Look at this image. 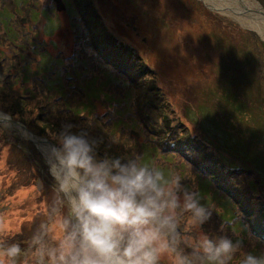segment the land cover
<instances>
[{"label": "rangeland", "instance_id": "obj_1", "mask_svg": "<svg viewBox=\"0 0 264 264\" xmlns=\"http://www.w3.org/2000/svg\"><path fill=\"white\" fill-rule=\"evenodd\" d=\"M3 1L8 4L0 10V18L7 24L11 16L10 7L25 8L31 4L30 1H33L32 4L37 2L41 7L47 5V8L51 9L57 23L49 24L45 20L46 28H54L56 24L58 28L49 35L44 33V18L37 17L36 20H32L25 11L20 15L16 10V20L18 27L23 26L36 33V40L47 53L52 54L54 58L59 57L65 71L71 70L70 64L80 54L84 57L88 68H92L93 72L97 69L92 51L87 48L91 47L90 40L94 39L100 29L94 27L93 23L92 31H88L84 19L94 9H97L95 11L105 20L106 28L108 26L109 30L108 37L114 36L117 45H114L111 54L117 55L118 58L124 57L127 65L132 64L135 67L132 68V81L129 83L128 80H123L124 83H120L121 89L126 93L129 92L131 103L115 104L112 109L114 112L108 111V107L99 103L96 114H84L81 119L72 115L50 117L46 114L44 118L48 135L56 134V139L61 125L72 123L78 129H87L92 136L102 140L99 149L101 156L107 153L142 157L141 142L149 148L154 146L156 152L160 153V149L170 138L186 140L182 137L186 134L190 142L202 140L204 136L208 138L204 129L210 124L209 120L205 121L197 114L199 109L205 114L212 115L217 110L219 115L216 117L224 121L227 128L219 125L218 134L214 137L215 144L225 145L235 135L247 141L249 146L261 150L259 161L252 154L249 156L257 169L253 172L256 176L258 174L259 178V183L253 191L251 186L255 185V180L248 178L249 173L240 171L238 175L231 172L228 178L231 185L238 184L241 187V189L238 187L241 192L238 191L236 197L240 201L245 200L250 214V231L256 229L257 234L264 232V227L260 226L264 223V82L259 84L260 87L257 84L254 100L249 101L238 94L232 85L239 80L256 83L253 72L243 67L242 69L232 60H228L231 56H235L230 54L232 51L238 54L251 50L255 59L254 67L257 61L258 64L263 65L262 42L264 41L259 37L261 35L258 32L246 28L240 24L242 22L239 23L234 17L221 12L204 0H69L76 8L79 18H76L73 8H70L72 15L68 10L66 11L67 8L57 12L54 6L55 0ZM99 15L96 16L100 19ZM24 16H27L28 20L25 24H21L19 18ZM0 29L3 32L4 26L0 25ZM82 36H86L88 42L84 41ZM83 47L90 55L81 52L80 49ZM223 61L227 64L226 69L221 72ZM0 76V82L2 78H8L5 74ZM53 80L56 78L54 77ZM109 94H112L114 99L123 98L119 90H111ZM8 95L0 94V111L6 117H10L8 115L10 114V118L22 123L34 133L43 132L41 126L44 120L33 117L39 111L40 95L37 94L31 99L30 93H23V90L19 91L22 99L18 97L11 99L9 98L11 96L7 97ZM5 97L7 99H4ZM23 97L30 99L26 100ZM119 103L123 101L120 100ZM18 104L22 106L27 104L29 111L27 109L25 113H21L19 108L13 114ZM59 104L56 106L54 102L46 108V110L53 109L51 116L57 114V108L61 110L62 104ZM221 106L229 112L223 111ZM243 107H249L248 111L243 110ZM128 110L130 113H127ZM163 111L167 117L165 119L161 115ZM96 115L101 118L94 120ZM226 115H230V118H225ZM122 118L123 128L127 130L125 134L115 132L117 120ZM71 119H76L77 122ZM128 121L136 127L134 130L140 132L139 145L134 138L136 136L128 132L130 130ZM45 136L47 137L44 133L41 135V137ZM0 142L4 141L0 139ZM41 146L43 154L41 163L44 162L46 166L45 176H42V170L39 169L38 172L31 165L33 161L30 157L26 158V154L20 153L15 145L0 148V238L23 241L31 235L37 223L49 216L53 217L52 224L57 233L63 230V219L67 208L64 207L60 215L53 213V208L59 207L60 201L65 199L64 194L58 192L53 175L55 172L59 177L58 170L54 169L43 148L46 145ZM221 150L223 149L213 148L214 158L219 161L223 157ZM254 153L259 156L258 150ZM238 154L243 156L241 152ZM51 155L57 158L54 149L51 150ZM8 157L13 159L11 168H8L9 164L6 163ZM169 164L175 166L173 163ZM173 173V176L182 177L183 185L188 188L191 187V182L198 180L196 170L185 169L184 166L179 170L173 169ZM218 173L223 174L220 170ZM212 213L210 220L204 225L206 231L212 226L216 234L227 235L239 242L240 253L252 252L264 256V242H260L250 231L242 230L241 225L235 230L234 225L224 222L223 216L217 217L214 212ZM16 222L18 227L15 226ZM17 228L19 231H15ZM187 233L191 235L190 232ZM240 258L238 253L230 264H239Z\"/></svg>", "mask_w": 264, "mask_h": 264}, {"label": "clouds", "instance_id": "obj_2", "mask_svg": "<svg viewBox=\"0 0 264 264\" xmlns=\"http://www.w3.org/2000/svg\"><path fill=\"white\" fill-rule=\"evenodd\" d=\"M56 139L63 172L53 175L65 199L53 213L67 208L63 230L49 216L23 241L0 238V264H230L238 253L239 264H264L204 229L212 207L180 176L165 178L138 155L101 156L102 140L72 123Z\"/></svg>", "mask_w": 264, "mask_h": 264}, {"label": "trees", "instance_id": "obj_3", "mask_svg": "<svg viewBox=\"0 0 264 264\" xmlns=\"http://www.w3.org/2000/svg\"><path fill=\"white\" fill-rule=\"evenodd\" d=\"M262 2L264 4V1ZM3 7L4 5L0 4V8L2 9ZM91 14H93L96 18L95 22L93 23L97 25V27L101 28L100 29L101 37L106 36L107 32H105L104 22L101 21L99 18H97L96 13L92 12ZM0 21H1V18H0ZM90 25L91 23L89 22V26ZM7 30H10L11 32L13 30V27L7 25ZM3 32H5L6 34L7 31L4 29ZM3 32H1V29H0V39H2L1 37H4L2 36ZM10 37H12L11 34H10ZM10 37H8L7 39H9ZM98 45L100 46V44ZM5 54H6V48L5 49L0 48V74H5L8 77V80L7 78H2V82H0V94L1 95L9 94L7 97L11 96L9 97L11 99L13 97H14L13 99H15V97L22 99V96L19 95V92L17 93L16 92L17 90H15V83H16L17 75L19 73L20 66H21L20 59L18 58L16 60H13L7 63L8 58L6 57ZM230 54H234L235 56H231L228 60H232L235 64L239 65L241 68L243 67L244 69L250 70V68H248L246 65L250 67L255 62V59L253 57V53L251 50H247L246 52L242 51V52H239L238 54L232 51ZM239 55L241 56L239 57ZM25 58L26 56L24 55V59ZM39 61L40 60H38V62ZM43 61L44 60L41 59V61L39 62L40 67L42 66ZM256 70H258L261 73H264V64L263 65L258 64V61H257ZM7 97H5L4 99H7ZM23 98L26 100L30 99L29 97H23ZM27 106H28L27 104H25L24 106L18 104L17 108L12 113L14 114L16 110L19 108H20L19 112L25 113L27 109L29 111V108ZM38 109L39 111L36 114H34L33 117H36V118L39 117L44 120L41 126L43 132H38V133L41 135L44 133L49 137H53V135H48L46 133V126H45L46 119L44 118L46 117L45 112L43 110H40V107H38ZM221 109L225 111L226 113L229 112L224 107H222ZM198 114L201 117H203L205 121L209 120L210 124L208 123L209 125L206 129H204V132H205V135L208 136L209 141H211L215 149H221V148L223 149L221 150V154H223V157L220 156L222 159H220V161L215 159L213 155L214 152L211 151L208 148V145L203 140H200V139L196 142H190L189 136H186V138L188 139L187 143L184 140H179L176 143V145L180 147H184L185 150L189 148L195 153L201 154L195 157L191 161V164L193 165V167L201 171L199 175L204 178L201 183V188L204 189V192H206V194L209 197H211L212 199L211 204H214V206H216V208L218 209V212L215 214H220L224 217L226 216L228 217L232 213V216H234L235 220H237L238 222L242 221V224L245 225L246 224L245 221H250V220H248L247 218H244L245 219L244 221L240 215V213H242V210L239 208L237 203L235 204V206L233 204L234 202L233 200L234 198L236 199V194L238 193V191H240L239 188L241 189V187H239L238 184L231 185L229 183V180L223 181L220 183H217V181H220L223 176L224 177L228 176V174L231 172H235L238 175L240 171L251 174L252 173V169L250 168L251 164L254 167H255V164L253 163L252 160H250L249 156L250 154H252L255 157V159L259 161L261 150L259 148H254L252 146H249L247 141L242 140L235 135H233V138L225 145L215 144L214 137L218 134L219 125L227 128L224 121H221L219 118L216 117L219 115L217 110L213 113L214 115H212V114H205L202 110L199 109ZM161 115L164 116V119L167 118L165 116V111L161 112ZM225 118L229 119L230 115H226ZM0 132H1V137L6 138L7 131L3 126H0ZM174 133L176 134L177 132H174ZM9 138L11 139L12 137H9ZM15 141L16 142L18 141L17 137H14V139H12V144L15 145L16 147ZM27 144H28V147L30 148L31 143L27 142ZM31 150L32 152H37L39 155L38 150L33 145L31 147ZM255 150L259 151V156L255 155L254 153ZM238 152L243 153V157L238 155ZM34 157L36 160L31 158V161H33V163L35 164L36 170L41 169V168L45 170V165L41 163L40 157L39 156L38 157L34 156ZM214 169L217 170V175H219L218 176L219 178L217 179L213 177V182L215 183V185L211 183L210 177L207 174V172H211ZM218 170H220V172H222L223 174H219ZM258 183L259 181L255 179V185L251 186L252 191H253V188H255L256 184ZM247 191L249 190L247 189ZM261 227H264V223L261 224Z\"/></svg>", "mask_w": 264, "mask_h": 264}, {"label": "bare ground", "instance_id": "obj_4", "mask_svg": "<svg viewBox=\"0 0 264 264\" xmlns=\"http://www.w3.org/2000/svg\"><path fill=\"white\" fill-rule=\"evenodd\" d=\"M208 4L218 8L221 12L227 13L231 16L237 17L242 23L252 25L255 24L259 27H264V17H259L254 14L256 10V2L253 0H205ZM46 154L55 170H58L59 177L63 169L59 168L57 158L52 157V147L47 144L44 147ZM71 194L69 193V196Z\"/></svg>", "mask_w": 264, "mask_h": 264}, {"label": "water", "instance_id": "obj_5", "mask_svg": "<svg viewBox=\"0 0 264 264\" xmlns=\"http://www.w3.org/2000/svg\"><path fill=\"white\" fill-rule=\"evenodd\" d=\"M59 4H60L59 8L64 7L62 2H59ZM253 12H254V14L256 16L264 17V8L263 7H260V6H259V8L256 7V10H254ZM252 26H253L252 28L254 30H256L262 37H264V27H259V26L255 25V24H252ZM1 122L2 123H10L13 126L15 125V126H18V127L22 128V129H24L27 132L29 138H33L37 142H40V137H38L37 135L33 134L22 123L16 122L15 120H13L10 117H6V116L0 115V123Z\"/></svg>", "mask_w": 264, "mask_h": 264}]
</instances>
